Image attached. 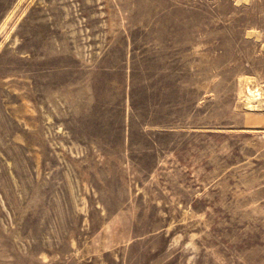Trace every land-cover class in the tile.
Here are the masks:
<instances>
[{
    "label": "rangeland",
    "instance_id": "obj_1",
    "mask_svg": "<svg viewBox=\"0 0 264 264\" xmlns=\"http://www.w3.org/2000/svg\"><path fill=\"white\" fill-rule=\"evenodd\" d=\"M0 264H264V0H0Z\"/></svg>",
    "mask_w": 264,
    "mask_h": 264
},
{
    "label": "bare ground",
    "instance_id": "obj_2",
    "mask_svg": "<svg viewBox=\"0 0 264 264\" xmlns=\"http://www.w3.org/2000/svg\"><path fill=\"white\" fill-rule=\"evenodd\" d=\"M261 97H262V93L260 91L250 89L249 95L247 94V103L249 104V106H253L255 104H250L249 102H253L256 99L259 102H261L262 101Z\"/></svg>",
    "mask_w": 264,
    "mask_h": 264
}]
</instances>
